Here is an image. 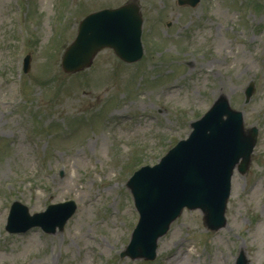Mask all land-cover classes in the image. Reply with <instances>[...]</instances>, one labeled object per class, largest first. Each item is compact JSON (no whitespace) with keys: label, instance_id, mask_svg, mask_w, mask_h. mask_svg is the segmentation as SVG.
Listing matches in <instances>:
<instances>
[{"label":"rangeland","instance_id":"1","mask_svg":"<svg viewBox=\"0 0 264 264\" xmlns=\"http://www.w3.org/2000/svg\"><path fill=\"white\" fill-rule=\"evenodd\" d=\"M128 1L0 0V264H235L240 253L264 264V0H140L141 63L105 50L65 74L79 21ZM221 95L259 131L251 166L233 176L225 226L210 232L185 210L154 261L120 257L138 220L128 180ZM69 200L78 209L61 232L5 229L15 201L33 215Z\"/></svg>","mask_w":264,"mask_h":264},{"label":"water","instance_id":"2","mask_svg":"<svg viewBox=\"0 0 264 264\" xmlns=\"http://www.w3.org/2000/svg\"><path fill=\"white\" fill-rule=\"evenodd\" d=\"M136 2L85 18L76 40L63 56V69L72 73L90 66L104 48L113 49L126 62L139 60L142 18ZM193 128L189 140L180 143L160 165L143 168L130 180L128 185L141 220L125 255L153 259L157 240L185 207L201 209L209 227L223 225L232 171L240 158V171L246 170L257 132H244L242 114L232 111L224 98ZM72 212L70 204L57 205L30 217L27 207L15 203L7 229L12 233L24 232L39 225L53 232L56 226L62 229ZM239 264L245 261L241 259Z\"/></svg>","mask_w":264,"mask_h":264}]
</instances>
